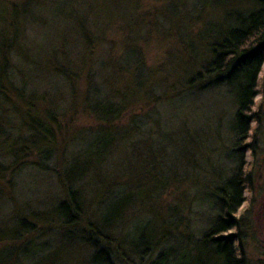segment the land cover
I'll return each mask as SVG.
<instances>
[{"label":"rangeland","instance_id":"374dc122","mask_svg":"<svg viewBox=\"0 0 264 264\" xmlns=\"http://www.w3.org/2000/svg\"><path fill=\"white\" fill-rule=\"evenodd\" d=\"M250 9V0H0V76L4 64L21 71L29 63V76L15 68L6 74L28 86L0 79V250L31 240L47 248L44 255L52 251L47 264H89L92 244L100 245L89 237L100 202L123 189L139 197L122 208L113 236L103 233L113 264H124L121 254L138 263L129 241L133 226L143 224L157 242L153 254L174 237L185 241L175 263L207 264L195 243L214 218L205 194L234 173L240 158L250 179L239 227L227 235L239 240L233 249L242 264H264V53L248 139L236 141L230 131L235 103L228 89L206 78L195 83L210 59L207 28L222 29L225 13ZM127 65L141 75L134 78ZM92 80L109 101L122 100L114 121L87 111ZM32 119L41 121L33 137ZM101 133L112 139L106 150L97 160L86 157ZM72 164L80 168L71 177L83 210L64 226L49 212L65 198ZM16 217L34 222L36 232L2 239Z\"/></svg>","mask_w":264,"mask_h":264},{"label":"trees","instance_id":"16d2710c","mask_svg":"<svg viewBox=\"0 0 264 264\" xmlns=\"http://www.w3.org/2000/svg\"><path fill=\"white\" fill-rule=\"evenodd\" d=\"M250 2L252 9L246 12L224 14V21L227 23L226 27L222 29L218 27L207 28L206 33L214 39L209 45L210 59L202 69L203 74L206 76H197L195 80V83H197L200 79L206 78L208 83L212 85L211 87L225 86L232 94L235 112L230 121V131L236 141L248 139L253 130L251 124L255 123V120L254 115L251 114V108L257 95V77L263 65L264 0H250ZM28 64H26L25 70L21 71L11 64L10 66L4 64L1 72L3 76H0V79H5L13 85L18 84L20 81L13 83L11 79H8V72L15 68V73L19 75L25 73L29 76L26 73ZM29 67L31 68V66ZM43 67L46 66L43 65ZM128 68L131 70L129 71ZM126 69L134 78L142 73L139 67H128L127 65ZM36 70L37 68L34 72ZM21 77L19 76V80L22 82L18 85L24 88L28 84L26 83L25 86V82H23L25 79H21ZM107 98L103 85L97 82L94 83L93 80L92 82L89 81L83 98L87 111L97 120L112 122L119 116L123 103L119 98L113 100L114 102L109 101ZM40 123L41 121L38 119L31 120L30 132H32V137L36 130H40ZM42 131H45L46 135L49 134L46 130ZM253 131L255 132V130ZM111 140L106 134L96 135L86 146V151H90L84 153L85 156H92L97 160L104 153ZM246 147L245 149L253 155V148L251 146ZM48 150L51 151V149ZM40 155L46 160L50 159V153L47 151L41 152ZM80 155L83 154L80 153ZM239 157H242V155H239ZM242 169H244V163L239 158V164H236L234 173L224 179L212 193L205 194L207 201L212 203L214 218L202 238L195 243L200 245L199 249L202 255H206L207 261L205 259V262L207 264H242L243 262L241 258L236 257L233 249L235 242L238 245L240 244L239 240H237L236 236L227 235L231 230L239 227L241 216L238 213L245 202L243 193L247 182H249L250 175L249 172L244 175ZM75 170L79 171L80 168H76L75 164H72V167L67 168L65 171V177L69 185L64 189L65 198L50 209L51 213L49 212V217L52 216L51 219L64 226H72L77 223L83 210L81 189L72 185L75 179L71 176H74L73 172ZM137 197L139 196L133 192L130 194L129 192H124L123 189H115L100 202L102 206L99 210L100 216L97 224L92 227L91 235L89 236L95 238L100 245L92 244V252L88 258L89 264H113L111 259L115 253L110 251L105 245L110 240L108 238L113 236L115 227L120 224L122 208L130 203L131 198ZM11 222L12 231H7L5 228L2 239L9 236L13 240V238H20L24 233L31 234L36 232L34 222H30L25 217L12 218ZM131 234V240H134L129 242L133 244V247L135 246L132 251L138 257L137 264H146L144 263L145 258L151 259L147 264H189L188 261L183 260L174 262L176 250L182 245L184 240L173 237L174 240L169 245L162 244L158 251L153 254L157 242L154 241L149 226L145 224L141 226L134 225ZM64 236L69 242L75 238L69 231ZM82 239L84 240V238ZM92 239L86 238V241L90 242ZM92 242L94 241L92 240ZM45 250L47 248L31 240L20 246L6 247L0 250V264H47V259L52 254V251L51 254L44 255ZM55 253H53V259H57L58 254L56 255ZM210 255L213 256L211 260L209 259ZM120 258L124 264H130L127 260L128 256L124 258V255L121 254Z\"/></svg>","mask_w":264,"mask_h":264}]
</instances>
